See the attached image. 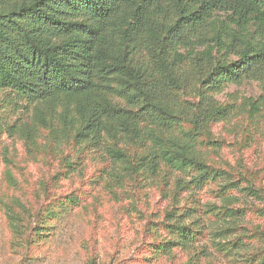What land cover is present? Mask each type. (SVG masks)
I'll list each match as a JSON object with an SVG mask.
<instances>
[{"label":"rangeland","instance_id":"rangeland-1","mask_svg":"<svg viewBox=\"0 0 264 264\" xmlns=\"http://www.w3.org/2000/svg\"><path fill=\"white\" fill-rule=\"evenodd\" d=\"M207 22L187 42L160 36L167 72L200 73L188 57L211 62L209 72L264 51L256 14L239 24L215 11ZM120 30L117 55L136 56L131 68L145 51L127 53L128 28ZM201 89L183 88L180 100L196 106ZM211 94L231 116L202 131L181 119L158 148L85 138L81 96L60 93L45 107L0 73V264H264V80L224 82ZM162 152L177 165L153 154ZM173 212L188 217L176 225Z\"/></svg>","mask_w":264,"mask_h":264},{"label":"trees","instance_id":"trees-1","mask_svg":"<svg viewBox=\"0 0 264 264\" xmlns=\"http://www.w3.org/2000/svg\"><path fill=\"white\" fill-rule=\"evenodd\" d=\"M215 11L229 12L243 24L254 14L264 19V0H0V73L23 94L47 103L45 107L60 93L81 96L79 134L85 138L149 141L159 148L158 136L181 119H193L202 131L209 121L231 116V108L211 94L221 83L264 80V51L245 55L231 68L208 72L211 62L204 67L196 63L203 59L188 57L200 73L193 66L165 70L160 36L166 34L170 43L197 38ZM122 27L128 28L127 53L145 51L131 68L127 64L136 56L120 60L117 55ZM198 81V104L180 100V91L194 89ZM153 154L177 165L166 152ZM147 166L159 168L152 160ZM166 217L179 225L178 219L188 214ZM177 233L182 242L191 240L190 229Z\"/></svg>","mask_w":264,"mask_h":264}]
</instances>
